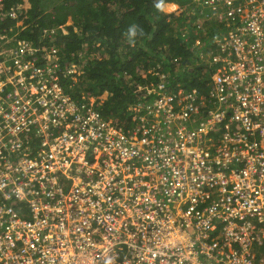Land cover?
I'll return each mask as SVG.
<instances>
[{"label": "built area", "instance_id": "built-area-1", "mask_svg": "<svg viewBox=\"0 0 264 264\" xmlns=\"http://www.w3.org/2000/svg\"><path fill=\"white\" fill-rule=\"evenodd\" d=\"M237 1L205 0L237 19L216 91L160 85L130 130L69 98L57 51L1 50L0 264H264V0Z\"/></svg>", "mask_w": 264, "mask_h": 264}, {"label": "trees", "instance_id": "trees-1", "mask_svg": "<svg viewBox=\"0 0 264 264\" xmlns=\"http://www.w3.org/2000/svg\"><path fill=\"white\" fill-rule=\"evenodd\" d=\"M157 2L1 0L0 40L17 35L16 40L28 42L36 50L37 66L52 61L46 53L54 48L57 81L69 98L80 106L94 98V108L109 124L130 130L134 109L162 92L161 84L163 92L198 89L209 98L216 91L213 75L227 68L212 65L228 56L217 39H227L236 29L237 19L227 17L230 6L222 5L214 15L205 0H163L180 5L166 14ZM132 25L138 34L130 43L126 34ZM210 139V146L217 144L214 134ZM262 255L256 251L257 259Z\"/></svg>", "mask_w": 264, "mask_h": 264}, {"label": "rangeland", "instance_id": "rangeland-1", "mask_svg": "<svg viewBox=\"0 0 264 264\" xmlns=\"http://www.w3.org/2000/svg\"><path fill=\"white\" fill-rule=\"evenodd\" d=\"M164 6H165V10L163 12L166 13V14L174 13L175 11H177L178 9H180V5L177 4V3H166V4H164ZM172 6H175L176 8L173 9ZM0 7H1V5H0ZM218 17H220V16H218ZM70 24H72V21L71 20H69L66 25H70ZM3 38L4 39L7 38L6 39L7 42L3 41V39L1 40V43H0V53H1V50H4V53L5 52L7 53L11 48H12V50H16L17 47H19L20 44H22V41L16 40V39L19 38L17 35H14L12 37L4 36ZM9 44H11V45L9 46ZM7 46H9V47L6 48ZM53 50H54V48H52L50 51H53ZM57 61H59V58L58 57H57ZM73 81L76 82V79L74 78ZM85 99H87V98H85ZM88 100H89L90 104H94V98L93 99H88ZM133 112H132V114H133ZM136 117H137V115H136Z\"/></svg>", "mask_w": 264, "mask_h": 264}, {"label": "clouds", "instance_id": "clouds-1", "mask_svg": "<svg viewBox=\"0 0 264 264\" xmlns=\"http://www.w3.org/2000/svg\"><path fill=\"white\" fill-rule=\"evenodd\" d=\"M155 7L158 9V10H161V11H164L165 10V6H164V3H163V0H159V2H157L156 4H155ZM137 26L136 25H132L129 29H128V32H127V36H128V38H129V41H130V43H132V42H134V39H135V37L137 36ZM140 35H143V31L142 30H140ZM1 41V40H0ZM50 51V50H49ZM213 65V64H212ZM219 72H217V73H215L214 75H216V74H218ZM214 75H213V77H214ZM213 77H212V79H213ZM214 81V80H213ZM162 85V84H161ZM192 90H197L200 94H201V96H204L203 95V93L200 91V90H198V89H188V90H186V91H192ZM180 91H182V90H180ZM184 91V90H183ZM175 93H177L176 91L175 92H166V94H171V95H173V94H175ZM205 97V96H204ZM216 137V136H215ZM215 140H216V138H215ZM216 142H217V140H216ZM216 145H219V142H217V144H214L213 145V147H211V149L212 148H214ZM208 146H210V144L208 145ZM260 261H261V257L260 258H256V264H260ZM109 264H110V262H109Z\"/></svg>", "mask_w": 264, "mask_h": 264}]
</instances>
